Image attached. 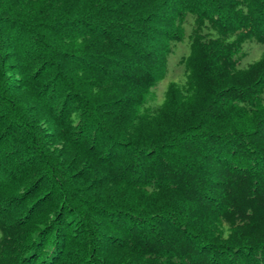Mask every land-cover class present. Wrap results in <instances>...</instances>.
Listing matches in <instances>:
<instances>
[{"label":"trees","instance_id":"obj_1","mask_svg":"<svg viewBox=\"0 0 264 264\" xmlns=\"http://www.w3.org/2000/svg\"><path fill=\"white\" fill-rule=\"evenodd\" d=\"M0 264H264V0H0Z\"/></svg>","mask_w":264,"mask_h":264},{"label":"rangeland","instance_id":"obj_2","mask_svg":"<svg viewBox=\"0 0 264 264\" xmlns=\"http://www.w3.org/2000/svg\"><path fill=\"white\" fill-rule=\"evenodd\" d=\"M253 45H256V44L252 42H247L244 44L247 50V53L244 56V58H242L241 60L242 65H246L247 63L251 62L253 59L257 58L259 54L261 53V50L263 49V47H261V45H256L258 47L257 48L256 46H253ZM187 52H188V42H187V38H185L183 41L178 42L175 45L173 52L170 54L168 73L165 76V78L162 79L157 86L159 93H162L168 81L170 80L182 81L183 80L184 78L183 66L181 63H179V58L183 55H186Z\"/></svg>","mask_w":264,"mask_h":264}]
</instances>
